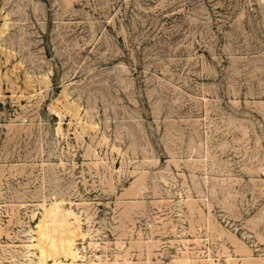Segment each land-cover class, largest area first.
<instances>
[{
  "label": "rangeland",
  "instance_id": "374dc122",
  "mask_svg": "<svg viewBox=\"0 0 264 264\" xmlns=\"http://www.w3.org/2000/svg\"><path fill=\"white\" fill-rule=\"evenodd\" d=\"M72 260L264 264V0H0V264Z\"/></svg>",
  "mask_w": 264,
  "mask_h": 264
},
{
  "label": "bare ground",
  "instance_id": "6f19581e",
  "mask_svg": "<svg viewBox=\"0 0 264 264\" xmlns=\"http://www.w3.org/2000/svg\"><path fill=\"white\" fill-rule=\"evenodd\" d=\"M213 3V2H212ZM228 4V3H227ZM223 7V6H222ZM224 8V7H223ZM221 9V8H220ZM214 12V11H213ZM225 12V11H224ZM227 12V11H226ZM214 14V13H213ZM220 16V15H219ZM254 25V24H253ZM255 28V27H254ZM257 28V27H256ZM259 30V29H258ZM238 32H240V31H238ZM260 32V31H259ZM43 224V223H42ZM43 228L44 227H42L41 226V224H40V232L42 233V234H44L45 235V238H47L48 237V231L46 232V229H44L43 230ZM63 242H64V244L63 245H61L59 248H61V249H63L64 250V255L65 256H67L68 255V253H70L71 254V257L73 258V259H76V255H75V253H73L72 251H71V245H72V241L71 240H63ZM54 242L52 241V243H51V245H50V249H45V248H43V246H40V252H41V257H43V258H46V257H48V256H51V255H53V254H55L56 252H57V250H51V247L52 246H54ZM73 261L74 260H72V262H70V264H74L73 263ZM60 262H58V263H56V264H59Z\"/></svg>",
  "mask_w": 264,
  "mask_h": 264
}]
</instances>
